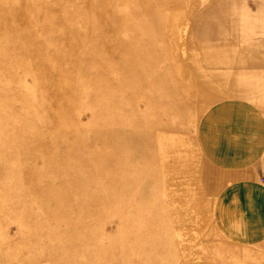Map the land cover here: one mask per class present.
I'll return each instance as SVG.
<instances>
[{"label":"rangeland","instance_id":"1","mask_svg":"<svg viewBox=\"0 0 264 264\" xmlns=\"http://www.w3.org/2000/svg\"><path fill=\"white\" fill-rule=\"evenodd\" d=\"M178 1L0 0V231L29 243L31 264H264V240L236 245L212 217L239 153L257 149L253 136L239 148V125L256 123L233 121L199 75L198 0H182L173 72Z\"/></svg>","mask_w":264,"mask_h":264},{"label":"crops","instance_id":"2","mask_svg":"<svg viewBox=\"0 0 264 264\" xmlns=\"http://www.w3.org/2000/svg\"><path fill=\"white\" fill-rule=\"evenodd\" d=\"M198 1L199 4H194L193 9L199 31L196 40H192L200 41L202 45L192 49L191 55L198 59L199 75L209 89L230 101V116L233 121L244 123L245 126L246 123H256L253 135H248L247 130H242L243 126L239 125V148H243L245 143L241 137L253 136L256 138L257 149L252 151L254 155H248V152L239 153L240 171L236 176L230 177L217 193L212 213L213 223L232 243L251 246L264 240V185L260 182L264 173L260 170L262 167L259 163L256 164L259 168L255 167V155L262 153L264 157V0ZM178 5L180 11L167 19L164 35L168 49L167 58L173 72L176 58L185 59L186 26L181 11L182 0L178 1ZM172 106L174 113V105ZM191 110L193 118L197 111L194 104ZM207 129L209 128L202 125V131ZM214 130V140L211 139V144L208 140L204 141V145L206 148L216 146L218 164L216 123ZM206 134L203 136H207ZM192 139L195 144L193 135ZM194 155L193 180L178 179L182 181L184 200L189 202L192 195L202 192V187L198 188L196 185L199 168L196 144ZM191 211L192 209H184L182 216L191 217ZM201 212L202 207H199L198 214ZM182 242L185 243L186 239ZM28 246V242L11 239L8 229H2L0 264H31Z\"/></svg>","mask_w":264,"mask_h":264},{"label":"bare ground","instance_id":"3","mask_svg":"<svg viewBox=\"0 0 264 264\" xmlns=\"http://www.w3.org/2000/svg\"><path fill=\"white\" fill-rule=\"evenodd\" d=\"M108 23V22H107ZM100 25V24H99ZM171 53V52H170ZM173 61V60H172ZM115 78V77H114ZM112 81V80H111ZM175 178V177H174ZM174 178H173V180H174ZM172 180V179H171ZM171 180H169L168 182H170ZM177 180V179H176ZM168 185V184H167ZM183 202V201H182ZM171 204V203H170ZM184 204V203H183ZM179 206H180V204H179ZM175 207V206H174ZM177 207V206H176ZM182 209L184 208L185 209V206L183 205V206H180ZM176 209V208H175ZM183 209V210H184ZM182 210V211H183ZM179 212V211H178ZM182 241H184V238L182 239Z\"/></svg>","mask_w":264,"mask_h":264},{"label":"built area","instance_id":"4","mask_svg":"<svg viewBox=\"0 0 264 264\" xmlns=\"http://www.w3.org/2000/svg\"><path fill=\"white\" fill-rule=\"evenodd\" d=\"M260 182L264 185V176L261 177Z\"/></svg>","mask_w":264,"mask_h":264}]
</instances>
